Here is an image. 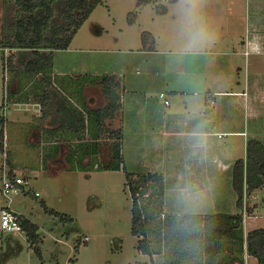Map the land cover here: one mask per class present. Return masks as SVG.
Returning a JSON list of instances; mask_svg holds the SVG:
<instances>
[{"label":"rangeland","instance_id":"obj_1","mask_svg":"<svg viewBox=\"0 0 264 264\" xmlns=\"http://www.w3.org/2000/svg\"><path fill=\"white\" fill-rule=\"evenodd\" d=\"M4 1L0 0V39ZM263 1L193 0L190 5H185L181 0H104L81 26L70 46L56 51L52 70L54 79H66L72 84H82L83 87V84L92 80H108V76H115L114 78L120 79L125 85L126 92L121 89L117 94L122 96L124 116L128 118L136 110L132 94L156 101L160 113L169 111V107L164 106V98L160 97V91L164 90L170 97L173 108L184 110L185 103L173 98L189 89L183 82L185 74L173 65L177 62L183 64L185 59L201 60L205 63L204 71L208 70V77L210 63L207 57L212 54V50L231 53V42H224L227 41L224 39L246 35L249 32L250 20L257 13L255 9L263 7ZM186 7L192 9L190 14L184 11ZM144 31L154 36L153 48H144ZM219 39H222L221 47L205 46L211 43V40L213 42ZM150 41L149 39L148 43H151ZM193 51L199 52L195 54ZM3 52L7 56L10 50L0 47V130L1 115H4L5 145L12 153L15 172L25 178L23 190L13 195L12 207L39 224L41 241L32 245L25 232L15 235L3 232L0 221V264L150 262L151 257L138 249L139 236L132 232L133 202L126 185V171L123 168L105 169L101 165L98 166L97 159L85 166V156L76 155L77 150L83 149L85 145L76 141L72 133L51 134L48 130H42L36 134L34 128L44 124V120L40 116V104L34 96L35 89L31 87V83L21 81L18 98L12 102L7 99L11 74L10 71L4 70ZM239 64L241 77L233 75L235 73L229 69L224 72L225 78L232 79L234 76L243 81L244 58H241ZM232 70L237 73L239 65H234ZM23 79L31 80L25 76ZM170 80L175 84L172 89H168L165 83ZM230 83L228 79L223 80L219 87L230 88ZM204 85L208 86L203 91L207 94L208 88L213 87L210 76ZM94 94L99 95L97 92ZM102 96L106 99L104 93ZM201 96L205 98V95ZM99 105L102 103L90 104L91 109H97ZM213 121L212 117H207L208 125H212ZM128 122L126 139L122 144V153L126 158L124 163L127 171L140 172L137 162L144 158L143 156H150L151 159L161 152H166L161 149L155 154L147 152L142 155L143 149L148 151L149 148L148 142L142 143L146 135L136 127L135 119L129 118ZM211 137L214 138L216 148L224 160L229 159L234 163L237 159L246 157L243 136L226 134L224 137ZM64 141L69 144L71 152L64 158L67 152V146L64 145L61 159L50 165V160L62 151ZM52 150L58 151V154L50 152ZM106 151L105 147L104 152ZM5 161L7 162L6 153L0 151V186L3 174L9 170ZM232 173L231 168L229 177L224 178L221 184L222 193L214 199L218 204V212L232 213V199L236 209H239ZM28 190L30 192L25 193ZM36 193L39 195L34 196ZM149 193L150 195H144L141 201L150 216L151 231L148 236L156 244L157 252L159 251L154 255L155 258L153 256L155 261L159 264H207L211 258L206 251L189 248L172 234L167 233L166 238L161 235V224L168 213L164 209V203L163 207H160L155 195L153 196L151 191ZM2 203L3 201H0V205ZM43 203L50 209L71 215L74 222L62 221L58 215L48 212ZM192 204L197 202L192 201ZM247 204L255 206V211L253 214L245 213L247 220L244 218L242 230L238 231V235L224 239L216 256V264H226L231 254L242 252V247L243 250L245 247V256L248 255L247 244L244 243V228H264V188L254 192ZM181 205L183 207L191 204L181 199ZM78 244L80 246L76 251L75 246ZM181 246L186 250H181ZM244 264L261 263L256 257L249 256Z\"/></svg>","mask_w":264,"mask_h":264},{"label":"trees","instance_id":"obj_2","mask_svg":"<svg viewBox=\"0 0 264 264\" xmlns=\"http://www.w3.org/2000/svg\"><path fill=\"white\" fill-rule=\"evenodd\" d=\"M103 1L5 0L0 47L10 50L7 56L3 52L4 70L11 74L6 96L12 102L21 92V81L31 83L36 92L35 99L41 107L42 118L54 125L57 131L74 134L75 140L85 145L76 153L77 156H85V166L97 159L98 166L105 169L123 168L126 171V185L133 202L132 232L139 236L138 249L151 257L147 264H159L153 258L159 251L157 252L156 244L148 236L151 231L150 216L141 199L146 194L149 196L151 191L157 198V203L163 207L165 178L162 173H136L126 170L122 153V96L117 94L121 89L124 92L123 82L114 78L115 76H108V80L96 79L88 82L87 84L101 88L106 96L105 106L91 109L84 103H81L84 107L76 103L70 94L57 85L52 73L56 51L70 46L81 26ZM149 39L151 43H148ZM142 40L145 49L155 46V38L148 31L143 32ZM24 76L31 80H24ZM14 81L18 84H13ZM3 123L4 115H1L0 151L6 153L12 172V153L5 145ZM63 144L69 147L67 141ZM50 152L58 154V151ZM232 172L233 187L237 193L236 203L241 212L165 214L161 224V235L165 238L167 233L172 234L187 247L209 253L211 259L207 264H216V256L224 239L238 235V231L242 230L245 213L253 214L255 211L256 207L248 206L247 202L254 192L264 188V142L258 138L248 139L246 157L233 163ZM43 205L48 212L58 215L62 221L74 222L71 215L50 209L45 203ZM21 221L32 245L40 243L39 224L26 215H21ZM164 241L167 244L166 239ZM246 242L249 255L264 264V228L249 230ZM79 246L80 244L75 246L76 251ZM184 249L186 250H181Z\"/></svg>","mask_w":264,"mask_h":264},{"label":"crops","instance_id":"obj_3","mask_svg":"<svg viewBox=\"0 0 264 264\" xmlns=\"http://www.w3.org/2000/svg\"><path fill=\"white\" fill-rule=\"evenodd\" d=\"M262 5L263 7L255 9L257 13L250 20L249 32L246 35H235L224 39L227 40L224 42H231L229 44V47L233 48L231 53L225 52V50H212V54L207 57V61L210 63V67L208 66L209 76L213 81V87L208 88L207 94L203 92L208 87L204 83L209 79V76L206 77L208 70L204 71L205 63L201 60L197 61V59H185L183 64L177 62L175 66L173 65L174 68L177 66L183 71L185 74L183 82L189 89L173 98L185 103L184 110L174 109L170 97L164 90H161L160 93L166 94L169 104L165 103V99L163 103L166 108L169 107V111L160 113L156 101H149L146 97L132 94L136 110L129 118L135 119L136 127L146 135L142 143L146 141L149 145L148 151L143 149L142 155L147 152L155 154L161 149L166 152L165 154L161 152L151 159L150 156H143L144 158L137 162V168L141 169L140 172L164 175L166 185L164 209L168 214L220 213L217 211L218 204L214 202V199L222 193L221 184L224 182V178L229 177V170L232 168L233 162L226 158L224 160L211 135H218V137H224L226 134L243 136L245 147L250 138H258L264 142V1ZM221 40L219 39V42L211 40V43H207L205 46L221 47ZM197 52L199 51H193L195 54ZM241 58H244L245 65L243 81L234 76L232 79L225 78L224 72L229 69L235 73L233 75L241 77L239 64ZM234 65H239L237 73L232 70ZM204 76L205 81H203ZM227 79L231 82L230 88L219 87L223 80ZM58 80L55 78L57 85L70 94L71 98L80 106L83 107L81 103L89 107L92 103H102L97 107L105 106L106 99L102 96L104 92L101 88L90 84H83L84 86L81 87V85L72 84L66 79L59 80L61 82L59 83ZM165 83L168 89H172L175 85L171 80ZM13 84L17 85L18 83L14 81ZM96 92L99 95L96 96L94 94ZM125 92L126 90H124ZM201 94L205 95V98ZM177 96L182 97L183 100ZM123 105L122 102L121 120L124 143L126 123L129 124V118L124 116ZM206 109H209V112H206ZM207 117H212L214 120L212 125H208ZM34 130L36 134L42 130H48L51 134L62 132L57 131L54 125L45 120L44 124L35 127ZM64 145L67 146L62 144V151L50 160V165L61 159ZM68 152L69 147L67 146L64 158ZM13 165L15 166L14 162ZM181 199H185L191 205L182 207ZM0 201L3 199L1 198ZM192 201H196L197 204H192ZM234 202L232 199L230 205L232 213L241 212L240 208L236 209ZM244 230L247 236V232L251 229L244 228ZM246 236L245 245L247 244ZM244 250L242 247V252L231 254L226 260V264H244V261L252 256L249 254L245 256Z\"/></svg>","mask_w":264,"mask_h":264},{"label":"built area","instance_id":"obj_4","mask_svg":"<svg viewBox=\"0 0 264 264\" xmlns=\"http://www.w3.org/2000/svg\"><path fill=\"white\" fill-rule=\"evenodd\" d=\"M160 97L165 99L166 104H169V100L166 98L165 93H160ZM10 170L9 167V170L3 174L2 185L0 186V194L4 201V203L0 205V221L3 232L19 234L24 232L21 221L22 214L12 207V202L13 195L23 190L25 178L17 175L15 168L12 172ZM35 195L38 196L39 193Z\"/></svg>","mask_w":264,"mask_h":264},{"label":"clouds","instance_id":"obj_5","mask_svg":"<svg viewBox=\"0 0 264 264\" xmlns=\"http://www.w3.org/2000/svg\"><path fill=\"white\" fill-rule=\"evenodd\" d=\"M181 2H182L183 4H185V5H190V4L193 2V0H181ZM184 11H185L187 14H190L191 11H192V9H191L190 7H186V8L184 9Z\"/></svg>","mask_w":264,"mask_h":264}]
</instances>
